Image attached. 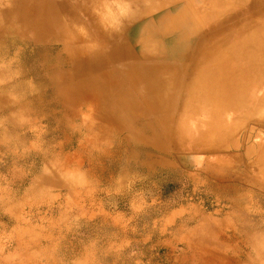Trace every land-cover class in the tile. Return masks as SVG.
Here are the masks:
<instances>
[{"label":"rangeland","instance_id":"rangeland-1","mask_svg":"<svg viewBox=\"0 0 264 264\" xmlns=\"http://www.w3.org/2000/svg\"><path fill=\"white\" fill-rule=\"evenodd\" d=\"M232 8L217 11L223 23L186 46L181 89L194 65L214 77L213 66L247 68L264 52V27L258 41L249 36L261 20ZM142 10L136 0H0V264H264V109L236 114L233 124L226 111L219 122L181 120L182 91L168 80L178 98L158 116L163 137L156 124L111 119L113 107L102 101L115 96L99 77L101 93L93 94L96 55L117 39L123 16ZM163 11L126 26L149 17L155 32L141 41L152 40L155 52ZM11 32L26 37L15 41ZM248 83L251 100L264 103V74ZM118 121L125 132L116 138ZM204 142L212 149L200 158L186 147Z\"/></svg>","mask_w":264,"mask_h":264},{"label":"bare ground","instance_id":"bare-ground-1","mask_svg":"<svg viewBox=\"0 0 264 264\" xmlns=\"http://www.w3.org/2000/svg\"><path fill=\"white\" fill-rule=\"evenodd\" d=\"M173 1L176 0H162L157 5H150L142 0H136L137 4L141 5L142 12L135 13L134 11L128 15L127 19L123 16L119 20L117 29L115 28V31H118L117 39H113L108 45L106 43L107 49L105 53L102 56L96 55V57H101L100 61H98L100 63L90 66V72H97L94 80L90 78V81L94 84V88L98 89L93 94L101 93L98 83L95 81L99 77L104 83V89H107L115 96L116 101L114 104L110 105L104 100L102 101L103 106L106 107L109 105L113 107L111 114H108L112 117L111 119L115 120V118L122 116L124 120L126 119L130 122L132 120L134 122L143 120V127L152 128L156 124L154 128L158 131L157 126L161 124L158 122L159 114H161L162 110L164 112L172 111L176 106L178 98L177 93L173 91L168 92L165 86L168 84L166 83L168 80L180 89V93L182 91L181 106L184 108L181 112V120L200 119L206 122H219L221 120L220 114L226 111V121L229 122L228 124H233L237 120L236 114L245 112L244 114L248 117V114L253 115L259 109L263 110V102L258 100L256 102L254 99L251 100L250 96L253 86H249L248 83V80H251L252 76H255L256 73L262 72L264 74L263 51L258 50L256 54L252 55V58L257 57L261 58V60L258 61L257 58H253L254 60L249 61L247 68L244 65L241 67L239 65L236 67L226 65L228 67L220 68L213 66L214 68L212 67L213 70H211V73L214 77L211 74L207 75V73L200 74L198 65H194V68L190 71L189 79L182 84V89L180 86L183 82V62L179 60L180 57L185 56L186 46L195 39L196 35H199L208 28H217L223 23L224 19L216 21V12L220 10L228 16L233 11V6H236V9L242 13L250 11L255 16H258V20H261L263 25L255 19L253 22L256 24L249 29L251 32L249 34L251 36L250 38L255 42L258 41L259 39L256 36L257 30H261L260 27H264V2L262 0H192V2L178 0L180 5L177 9L169 8V10H166L171 6L169 3ZM249 1H254L255 3H249ZM155 8L164 10L163 14L160 15L161 18H158L155 24L162 36V47H160L158 52H155L153 49L152 40L149 42V40L145 39L146 43L141 41L144 37L150 38L151 30L155 32L149 17L144 19L141 27L139 24L128 29L126 27L131 23L142 20L143 17H146L144 15H148ZM128 12L129 7L127 8ZM185 16L186 19L184 20ZM166 17L167 19L165 20ZM230 18L227 17V19ZM39 22L42 21L39 20ZM179 26L180 28L178 29ZM6 37L16 41L26 36L18 32H11ZM32 38L37 41H52L53 36L33 34ZM198 50L202 52L203 46H198ZM61 54L59 55L61 56ZM200 55L198 56L200 57ZM206 55L207 53H203L205 58ZM138 64L141 66V69H139L141 72L133 68L134 66H138ZM130 67L131 70H129ZM101 69L106 70L100 73L99 71ZM18 74L21 75L22 72ZM136 80L140 81L141 84L139 85L138 92L136 91V94H133L131 88L132 85L134 87L136 86ZM69 85L72 87L75 86L74 82ZM238 86L240 87V92L235 93V89H239ZM254 87L258 89L259 86L255 84ZM46 90L52 91V87L48 85ZM76 96L83 99L87 98L83 92L78 93ZM237 103L246 104V108H240L241 106ZM128 105L132 107L129 108L130 110H118L123 106L128 108ZM200 111L201 114H199ZM144 115L147 116L144 117ZM162 118L167 117L163 116ZM115 127L116 131L114 135L115 137L117 136L116 138H119L122 135L121 131L125 132L123 129L125 127H122L119 121L115 124ZM158 134L166 137V134H163L161 131H158ZM138 141L156 147L149 144V140L144 135H140ZM172 147L178 148L176 145ZM186 147H188L190 152L194 151L193 153H199L198 158L204 152L211 151L212 149L207 145V142H204L203 145L186 143Z\"/></svg>","mask_w":264,"mask_h":264}]
</instances>
